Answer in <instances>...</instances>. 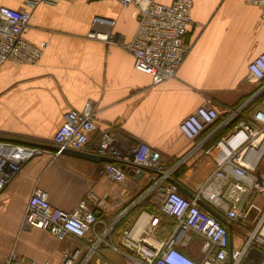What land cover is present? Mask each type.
<instances>
[{"label": "crops", "instance_id": "crops-1", "mask_svg": "<svg viewBox=\"0 0 264 264\" xmlns=\"http://www.w3.org/2000/svg\"><path fill=\"white\" fill-rule=\"evenodd\" d=\"M191 2L189 53L176 75L158 85L134 70L131 54L121 45L135 34V5L56 0L30 10L25 39L42 47V56L33 65H0V139L43 145L46 153L28 161L0 192V260L15 254L21 262L62 264L65 256L77 251L74 264H122L120 233L110 235L112 228L136 206L154 210L153 192L131 207L148 184L146 172L136 175L129 164H121L127 179L117 184L105 174L109 159L73 157L49 144L70 110L91 108L96 130L89 146L104 131L113 132L125 153L144 143L161 157L170 172L168 181L178 182L192 196L215 169L217 152L211 148L240 120L254 111L264 113V80L252 83L247 70L264 52L260 11L244 0ZM0 6L27 9L24 0H0ZM94 17L115 22L110 41L87 38ZM207 101L218 119L196 139L184 138L180 122ZM36 188L46 193L50 205L68 212L84 201L100 220L96 231H110L99 241L92 234L60 241L46 231L24 228L22 218ZM258 199L250 196L248 201L257 204ZM164 227L161 222V238L170 232ZM238 227L232 224V238ZM93 246L96 249L90 251ZM182 251L191 255L186 248Z\"/></svg>", "mask_w": 264, "mask_h": 264}, {"label": "built area", "instance_id": "built-area-1", "mask_svg": "<svg viewBox=\"0 0 264 264\" xmlns=\"http://www.w3.org/2000/svg\"><path fill=\"white\" fill-rule=\"evenodd\" d=\"M56 0H24L28 9H13L0 6V65L36 64L42 56V47L25 39L31 19V9ZM74 2L75 0H62ZM122 7L135 5L138 8V23L130 42L122 47L131 54L133 68L150 77L153 85L172 79L179 70L190 47L187 35L194 24L191 0H173L160 4L154 0H114ZM260 11L264 21V0H244ZM115 22L94 17L87 38L110 41ZM249 80L258 83L264 80V52L254 57L247 66ZM232 117L237 112L230 110ZM218 119L210 102L197 107L184 118L178 130L188 139H196ZM96 130L90 107L82 111L70 110L64 115L62 125L54 133L49 144L62 150L93 153L111 162L105 166V174L114 183L122 184L127 179L121 164H129L136 175L146 172L148 184L131 205L154 193V210L141 209L131 224L120 232V245L124 250L122 264H245L251 249L261 253L257 264H264V208L249 203L250 196L264 200V174L258 172L264 157V113L254 111L240 120L211 149L217 152L215 169L207 180L197 188L191 198L182 195L168 181L161 157L148 145L141 143L130 152H123L112 131H104L100 138L89 146V137ZM46 153L43 145L20 143L0 139V192L13 176L31 159ZM207 204L214 212L222 214L226 223L239 224L242 232L246 223L254 229L245 238H232L229 244L228 227L201 208ZM255 211L252 221L248 214ZM160 216L173 220V228L165 238L159 236ZM100 220L87 209L84 201L71 212L53 207L44 191L36 188L30 195L22 218L24 228L48 232L57 240L66 237L82 239L92 234L103 240L111 228L101 235L96 231ZM235 229V228H234ZM91 241V240H89ZM198 246L200 258L195 259L182 251ZM96 248L90 249L94 251ZM79 253L75 251L64 258L62 264H74ZM0 264H51L37 261L21 262L15 254L0 260Z\"/></svg>", "mask_w": 264, "mask_h": 264}, {"label": "water", "instance_id": "water-1", "mask_svg": "<svg viewBox=\"0 0 264 264\" xmlns=\"http://www.w3.org/2000/svg\"><path fill=\"white\" fill-rule=\"evenodd\" d=\"M62 153L68 154L70 156L73 157H78V158H83V159H91V160H99V159H103L106 160L105 158L99 157L97 155H88V154H84L81 152H77V151H72V150H62ZM106 162H110V160H106ZM171 184L175 185L179 191L184 192L186 194H188L190 197H192V195L189 194V192H187V190L185 188H183L178 182L176 181H172ZM199 205L205 209L206 211H208L211 215H213L214 217H216L219 221H221L223 224L227 225L228 229H229V244L231 245V225L226 223V221L224 219H222L216 212H214L207 204H205L204 202H199ZM255 217V211H251L248 214L247 220L252 221ZM261 257V253L256 250V249H251L247 255V258L245 259V264H257L259 258Z\"/></svg>", "mask_w": 264, "mask_h": 264}, {"label": "rangeland", "instance_id": "rangeland-1", "mask_svg": "<svg viewBox=\"0 0 264 264\" xmlns=\"http://www.w3.org/2000/svg\"><path fill=\"white\" fill-rule=\"evenodd\" d=\"M258 172L260 174H264V157H263V159L260 162V165H259V168H258ZM257 204H259V206H261L262 208H264V200L263 199H258L257 200ZM166 226L168 227V224H165V227L164 228H166ZM254 226H255V224H254ZM254 226L252 224L246 223L244 227H241L242 228V232L234 229V231H233L234 238L235 239L236 238H245V235L247 233H249L252 229H254ZM163 231H164V229H163ZM186 251L188 253L190 252V254L193 255L194 257H198V255H199L198 246L191 247V248L190 247L189 248H186Z\"/></svg>", "mask_w": 264, "mask_h": 264}, {"label": "trees", "instance_id": "trees-1", "mask_svg": "<svg viewBox=\"0 0 264 264\" xmlns=\"http://www.w3.org/2000/svg\"><path fill=\"white\" fill-rule=\"evenodd\" d=\"M140 208H143V205H139L134 207L132 210H130L126 216H124L121 220H119L116 225L112 228L111 234L110 235H118L122 229L128 227L132 221V219L137 215V213L139 212ZM161 222L163 225L168 224V229L169 231H171L172 226H173V222L171 223H167L165 222V219H167L164 216H160ZM166 236V235H165Z\"/></svg>", "mask_w": 264, "mask_h": 264}, {"label": "bare ground", "instance_id": "bare-ground-1", "mask_svg": "<svg viewBox=\"0 0 264 264\" xmlns=\"http://www.w3.org/2000/svg\"><path fill=\"white\" fill-rule=\"evenodd\" d=\"M263 235H264V233H263Z\"/></svg>", "mask_w": 264, "mask_h": 264}]
</instances>
